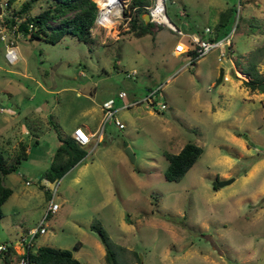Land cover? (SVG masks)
<instances>
[{
	"label": "rangeland",
	"instance_id": "rangeland-1",
	"mask_svg": "<svg viewBox=\"0 0 264 264\" xmlns=\"http://www.w3.org/2000/svg\"><path fill=\"white\" fill-rule=\"evenodd\" d=\"M23 1L0 0V27L18 55L9 63L0 40V147L9 161L20 141L29 146L3 176L13 194L2 205L0 242L38 226L54 191L59 207L33 249L68 248L85 264H107L97 224L122 246H113L120 264H264V90L246 86L232 64L238 53L250 64L262 47L255 69L264 77V0H164L172 22L198 32L209 26L211 35L220 12L236 8L217 36L233 30L226 55L218 60L213 48L193 63L172 52L176 36L164 25L142 36L101 30L92 42L17 36L3 21ZM49 3L36 0L29 14ZM220 68L229 78L216 84ZM121 89L140 101L118 106L123 128L103 124L101 102L118 101ZM153 90L154 103L143 100ZM83 119L98 124V142L93 136L79 162L48 180L58 134ZM187 141L201 145V155L180 180H167L164 152ZM224 178L232 181L213 187ZM8 257L0 264H19L17 254Z\"/></svg>",
	"mask_w": 264,
	"mask_h": 264
},
{
	"label": "trees",
	"instance_id": "trees-1",
	"mask_svg": "<svg viewBox=\"0 0 264 264\" xmlns=\"http://www.w3.org/2000/svg\"><path fill=\"white\" fill-rule=\"evenodd\" d=\"M13 1L7 0V4H11ZM35 1L24 0L18 9L13 10L11 17L4 19L3 24L10 27L15 25L19 33L28 35L29 38H40L50 43H56L65 34H72L81 41H93L90 27L96 14L95 0H49L50 3L42 10L35 14H29V10ZM148 3L149 0H131L130 8L133 6H136V8L126 30H131L137 36H142L152 32L153 26H162L151 21L145 22L142 18V14L147 12L144 5ZM235 10V6L231 5L228 9L220 12L219 19L215 25L218 30L215 37L221 35L220 33L223 31L221 28L226 24L227 17L233 14ZM17 18L21 19L18 21ZM193 30L197 31L196 29ZM258 48L261 49L262 47ZM259 49H253L252 53L249 51L252 56L251 59H248L250 64L244 65L238 58L239 56L244 58L248 53H238L233 58L235 67L247 76L248 79H244V82L249 88H259V84L264 83V77L255 69L258 62L256 55ZM186 54L190 58L189 53ZM190 59L191 63L198 60L196 56ZM34 141L38 142V139ZM58 141L59 143L45 173V177L50 181L60 178L86 154L84 145L78 143L70 134L59 133ZM202 151L203 147L201 145L191 141L185 142L177 152L165 151L164 154L168 159V164L164 171V177L167 180H180L199 158ZM27 154V146L23 141L19 142L18 148L11 155L9 161L0 147V219L3 216L2 205L12 193V188L3 182V176L16 169L21 159L26 158ZM213 187L215 188L216 186L213 185ZM92 228L103 238L107 264H120L116 258V250L113 248L116 244L108 239L100 225L92 224ZM77 246L78 243L75 244V247ZM116 246L122 247L118 244ZM10 253L16 254L17 252L13 247H10L8 250L0 252V256L8 261L10 258L8 254ZM25 256L29 264H85L75 257L70 249L50 245H40L35 249L31 248Z\"/></svg>",
	"mask_w": 264,
	"mask_h": 264
},
{
	"label": "built area",
	"instance_id": "built-area-1",
	"mask_svg": "<svg viewBox=\"0 0 264 264\" xmlns=\"http://www.w3.org/2000/svg\"><path fill=\"white\" fill-rule=\"evenodd\" d=\"M95 3L96 14L93 24L90 27V32L93 36L99 34L101 30L108 32L109 30L114 29V32L117 34L120 30H125L129 27V23L133 18V11L136 8V6L130 8L129 5L131 0H95ZM144 7L149 14V21L157 25H164L175 33L176 38L172 47V52L175 54L189 53L190 58L196 56V58L199 59L209 53L213 48H218L217 58L218 60H221L222 57L226 55L225 48L227 49L231 46V35L233 30L223 37H215V35H211L212 29L209 26H205L202 29V32L186 30L179 24H175L171 21L167 15L164 0H149V3L145 4ZM12 28L15 32H17L16 35L18 36L19 32L16 30V26L13 25ZM0 40L3 41L4 56L6 60L9 63H15L18 60V55L16 52L14 37L9 36L7 30L0 27ZM190 58L189 62L191 60ZM135 73V69L127 71V76H133ZM244 76L245 79H248L246 75ZM228 78L227 74L223 73L222 79L227 80ZM156 91L157 90L151 91L143 98V100L153 104V93ZM117 97L122 101L120 107H129L140 101L136 98L128 99L127 93L122 89L118 91ZM100 107L102 111L101 120L103 121V124L111 121L120 128L124 127V123L117 116V110L119 107L116 106L115 97H108L104 99L101 102ZM165 107L166 104L161 103L158 108L163 109ZM0 110H3V108L0 107ZM72 136L81 145H87L92 141L93 136H97L96 142H98L99 131L97 129L95 132L90 133L86 131L83 126L78 125L74 127ZM26 183H29V180H27ZM53 194L49 199L45 213L43 214L38 226L28 229L25 234H20L14 241L0 242V252L13 247L19 257L18 263L29 264L25 254L32 248L33 239L36 235L46 232L44 219L47 218L49 214L54 213L59 207L58 203L53 200Z\"/></svg>",
	"mask_w": 264,
	"mask_h": 264
},
{
	"label": "crops",
	"instance_id": "crops-1",
	"mask_svg": "<svg viewBox=\"0 0 264 264\" xmlns=\"http://www.w3.org/2000/svg\"><path fill=\"white\" fill-rule=\"evenodd\" d=\"M231 59V58H230ZM232 61V60H231ZM232 64H233V66L235 67V65H234V62L232 61ZM234 70L235 71H237L238 69L235 67L234 68ZM130 98H133V97H130ZM121 103H122V101H121V99H118V101L116 100V106L118 107V106H120L121 105ZM100 110H101V107H100ZM101 113H102V111H101ZM102 117V116H101ZM11 124H13V123H11ZM78 125H81V126H83L84 128H85V130L86 131H88V132H90V133H93V132H95L97 129H98V124L96 125V126H94V127H91V124H90V122H89V120L88 119H83L80 123H78V124H76L75 126H78ZM74 126V127H75ZM74 127L71 129V131H70V135H72V131H73V129H74ZM36 134V135H35ZM32 136H33V138L34 139H38L37 138V133H33L32 134ZM31 136V137H32ZM26 144V146H27V152L29 151V146H28V144L27 143H25ZM84 147L86 148V145H84ZM3 182H4V180H3ZM5 183V182H4ZM6 184V183H5ZM7 185V184H6ZM13 194V190H12V193H11V195ZM10 195V196H11ZM10 196H9V198H10ZM8 198V199H9ZM7 199V200H8ZM6 200V201H7Z\"/></svg>",
	"mask_w": 264,
	"mask_h": 264
},
{
	"label": "water",
	"instance_id": "water-1",
	"mask_svg": "<svg viewBox=\"0 0 264 264\" xmlns=\"http://www.w3.org/2000/svg\"><path fill=\"white\" fill-rule=\"evenodd\" d=\"M142 18L144 19L145 22H148L149 21V14H148V12H144L142 14ZM223 73H224L223 68H220L219 76L216 79V84L221 81ZM258 87L260 89L264 90V83H260ZM230 181H232V178H224V179H220V180L214 181L213 182V185H215V186H222L224 184L229 183ZM102 241H103V238H102Z\"/></svg>",
	"mask_w": 264,
	"mask_h": 264
}]
</instances>
